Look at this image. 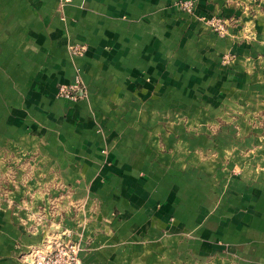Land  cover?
<instances>
[{"label":"crops","instance_id":"0c3cea01","mask_svg":"<svg viewBox=\"0 0 264 264\" xmlns=\"http://www.w3.org/2000/svg\"><path fill=\"white\" fill-rule=\"evenodd\" d=\"M181 1L0 0V264H264V0Z\"/></svg>","mask_w":264,"mask_h":264},{"label":"built area","instance_id":"2783aa9c","mask_svg":"<svg viewBox=\"0 0 264 264\" xmlns=\"http://www.w3.org/2000/svg\"><path fill=\"white\" fill-rule=\"evenodd\" d=\"M195 0H183L180 8L192 12L195 8ZM214 29L220 33L225 31L224 23L219 19L212 23ZM74 55L82 56L84 47H73ZM59 96L66 99L77 100L83 96V90L76 85H62ZM79 247L67 233L51 235L44 244L32 247L28 252L27 264H83L80 258Z\"/></svg>","mask_w":264,"mask_h":264},{"label":"rangeland","instance_id":"374dc122","mask_svg":"<svg viewBox=\"0 0 264 264\" xmlns=\"http://www.w3.org/2000/svg\"><path fill=\"white\" fill-rule=\"evenodd\" d=\"M216 32L220 33L219 31H216Z\"/></svg>","mask_w":264,"mask_h":264}]
</instances>
